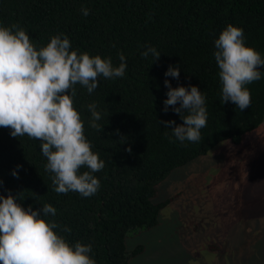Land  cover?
<instances>
[{
	"label": "trees",
	"instance_id": "obj_1",
	"mask_svg": "<svg viewBox=\"0 0 264 264\" xmlns=\"http://www.w3.org/2000/svg\"><path fill=\"white\" fill-rule=\"evenodd\" d=\"M82 8L89 15L84 16ZM13 24L26 31L37 50L52 36L63 34L71 50L110 57L113 66L121 63L119 53L126 57L122 78L100 77L91 94L75 85L73 106L92 151L105 162L94 173L100 181L94 195L57 194L52 174L45 170L41 142L26 135L14 138L11 129L0 127V195L22 192L18 203L25 209L51 204L55 217L42 218L55 220L60 227L54 231L71 245L90 244L89 255L96 264H129L130 257L141 252L140 246L128 251L126 239L157 226L160 211L170 201L156 203L153 198L157 185L174 169L206 155L220 142L239 144L264 123V68L259 81L246 85L251 106L241 112L232 102H220L214 59V41L228 24L243 29L246 46L264 57V0H0V25ZM148 47L161 53L157 61L141 56ZM177 65L179 79L166 77L169 66ZM166 79L172 88L196 86L205 96L207 125L199 142L182 145L172 137L173 126L165 129L159 123H183L171 106L163 111ZM93 102L103 131L89 126L86 106Z\"/></svg>",
	"mask_w": 264,
	"mask_h": 264
},
{
	"label": "clouds",
	"instance_id": "obj_2",
	"mask_svg": "<svg viewBox=\"0 0 264 264\" xmlns=\"http://www.w3.org/2000/svg\"><path fill=\"white\" fill-rule=\"evenodd\" d=\"M81 13L87 16L89 10L82 8ZM62 36H52L46 46L37 50L22 27L0 25V127L11 129L14 138L26 135L41 142L40 151L47 160L45 170L52 174L53 191L90 197L100 188L94 173L100 172L105 162L92 151L83 121L73 106L75 85H81L91 94L98 88L100 77L122 78L127 68L126 57L119 53L121 63L113 66L110 57L71 50L70 40ZM214 45L220 102H232L243 112L251 106V93L246 85L261 79L264 57L246 46L243 29L232 24L222 30ZM160 54L156 48L148 47L141 56L151 55L155 62ZM179 75V65L169 66L165 72L166 77L177 80ZM164 84L168 91L163 111L167 112L171 106L183 123H159L165 129L173 126L172 137L182 145L185 141L199 142L201 129L207 125L205 96L196 86L172 88L167 79ZM86 107L91 114L89 126L103 131L97 123L101 113L95 102ZM82 168L87 170L81 173ZM12 174L17 176L15 171ZM21 193L0 195V264H96L89 255L90 244L71 245L54 231L60 227L55 220L42 218L55 217L56 209L51 204H44L38 210H33L31 205L25 209L18 203ZM63 230L71 233L68 227Z\"/></svg>",
	"mask_w": 264,
	"mask_h": 264
},
{
	"label": "rangeland",
	"instance_id": "obj_3",
	"mask_svg": "<svg viewBox=\"0 0 264 264\" xmlns=\"http://www.w3.org/2000/svg\"><path fill=\"white\" fill-rule=\"evenodd\" d=\"M158 224L126 239L129 264H264V123L174 169Z\"/></svg>",
	"mask_w": 264,
	"mask_h": 264
}]
</instances>
